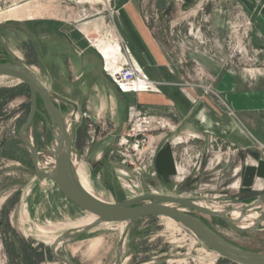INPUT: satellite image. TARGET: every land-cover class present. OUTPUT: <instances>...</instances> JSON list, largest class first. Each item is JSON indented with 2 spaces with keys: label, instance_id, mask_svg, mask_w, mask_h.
<instances>
[{
  "label": "rangeland",
  "instance_id": "obj_1",
  "mask_svg": "<svg viewBox=\"0 0 264 264\" xmlns=\"http://www.w3.org/2000/svg\"><path fill=\"white\" fill-rule=\"evenodd\" d=\"M104 3L108 7V2L104 0ZM263 7L264 0L252 15L237 0H195L188 8L184 6V0H178L165 6L163 13L160 6L153 8L150 22L153 26H162L167 47L173 50V54H181L183 60L184 48L173 44V40L177 43L184 39L191 43L187 56L196 55L199 52L197 46L203 47V53L225 69H264V43L260 46L256 40L260 27L257 17ZM104 9L109 10L100 3H80L79 0H0V31L3 42L50 88L56 86V80L41 67V63L47 64L41 52L44 47L42 37L46 32L43 27L47 28L49 23L70 27L81 17L93 16ZM13 10H22L26 15L23 19H7ZM198 11L199 15L188 17ZM156 14L160 18L157 23L154 21ZM172 26L174 36H171ZM117 44L100 42L98 49H115ZM3 59L8 58L0 48V61ZM175 69L182 85H190L205 99L190 104L185 95H181L179 108L176 104L169 115L153 114L143 109L152 118L165 119L166 124L152 131L151 143L141 157L133 158L135 164L131 161L124 164L122 153L128 146L122 143L131 127L130 108L137 105L130 102L126 124L118 130L99 125L92 120L90 113L79 108L75 141L76 155L79 156L76 158L75 155V160L81 167L84 183L99 198L111 203L160 194L249 204L243 200L256 199L264 193V189H243L241 183L246 162L257 150L253 149V137L230 112L228 101L215 94L213 86L207 92L198 86L203 68L183 61ZM206 76L205 84L212 85V79L208 74ZM185 93L192 97L190 92ZM119 101L121 106L125 105L120 94ZM58 106L70 122L74 108L63 103ZM30 109V91L13 79H0V264H63L51 258V245L46 243L43 228L58 227L49 235L57 239L70 230L68 225L76 223L87 213L67 200L51 181L35 177L31 154L20 138V130ZM40 109L43 111L42 104ZM93 134L95 141L91 143ZM29 135L39 151L41 163L53 166L54 158L50 153L53 138L42 117L35 119ZM107 136L112 142L101 157V163L87 160L97 144L109 140H105ZM131 144L136 145V142ZM168 144L174 153L176 173L162 177L156 170V160ZM263 211L264 203L258 209V212ZM200 218L233 244L264 253V223L254 233L240 234L220 220L208 216ZM123 231L121 223L103 225L69 245L67 252L74 264H115ZM31 248L37 250L32 257ZM58 254L63 255L61 250ZM122 264L230 263L199 245L189 232L171 220L158 217L142 219L130 228Z\"/></svg>",
  "mask_w": 264,
  "mask_h": 264
},
{
  "label": "crops",
  "instance_id": "obj_2",
  "mask_svg": "<svg viewBox=\"0 0 264 264\" xmlns=\"http://www.w3.org/2000/svg\"><path fill=\"white\" fill-rule=\"evenodd\" d=\"M105 1L108 2V7L104 0H79L80 3H100L109 10L104 9L103 12H98L93 16L81 17L70 27L61 24V29L75 31L76 35L74 34L73 39L66 35L68 33H56L59 25L49 23L47 28L43 27L46 32L42 37L44 47L41 52L47 64L41 63V67L56 80L54 82L56 86L50 88L46 86L64 98L73 99L71 101L79 108H83L85 112L90 113L92 120L99 125H109L118 130L126 124L127 109L131 101L153 114L169 115L175 110L176 104L179 108L181 95H185L190 104H195L200 98L205 99L190 85L184 87L180 74L175 69L183 61L186 63L190 61L203 68L201 83L198 86L205 92L213 86L215 94L228 101L230 112L239 118L240 123L244 124L250 136L253 137V149L257 150L253 152V158L251 157L246 162L241 183L243 189L262 191L264 189V155L257 151L264 153V69L244 71L225 69L221 64L207 57L201 46L200 48L197 46L196 50L199 52L196 55L187 56V51H191L188 48L191 43L184 39L177 43L172 41L179 48H184L182 53L184 60L181 59V54H173V50L169 49L165 43L162 26L151 24V15L154 14L150 12L153 8L160 6L163 13L166 11L165 6H170L178 0ZM237 1L253 15L263 0ZM195 14L199 15L200 11L190 13L188 17H193ZM155 16L154 21L157 23L160 18L158 14ZM257 18L260 27L257 29L256 40L261 46L264 43V7ZM171 29V36H174V26ZM100 42L113 45L118 43L122 53L117 63L118 71L129 62L148 74L154 82L160 84L159 92L122 94L111 77L118 71L108 69V62L98 49ZM206 74L212 79V85L205 84ZM62 90L65 92L63 93ZM185 91L190 92L192 97ZM119 94L122 95L125 105L121 106ZM186 110H189L188 107ZM239 130L241 131V128ZM107 138L108 141L97 144L91 150L87 160L97 164L101 163V157L112 142L110 136H107L105 140ZM156 170L162 177L175 175L174 153L169 144L165 145L159 153Z\"/></svg>",
  "mask_w": 264,
  "mask_h": 264
},
{
  "label": "water",
  "instance_id": "obj_3",
  "mask_svg": "<svg viewBox=\"0 0 264 264\" xmlns=\"http://www.w3.org/2000/svg\"><path fill=\"white\" fill-rule=\"evenodd\" d=\"M195 0H184V6L190 7ZM0 44L11 56L13 63H0V78H10L25 85L30 90L31 109L29 116L20 130L23 145L31 154L35 177L48 180L57 186L61 193L72 204L95 217V220L82 228L69 230L59 236L50 247L54 260L63 264H74L67 252V247L79 238L107 224H126L122 234L115 264H122L124 244L130 228L138 221L146 218H167L182 229L189 232L199 245L214 252L219 257L234 264H264V253L242 248L225 239L208 225L202 218L211 217L225 223L233 231L240 234L254 233L264 223V211L258 212L264 203V193L249 204L240 201L221 202L228 209L213 208L214 201L198 198L174 197L160 194L139 196L120 203L107 202L88 191L79 175V163L75 160L76 126L79 107L71 100L51 91L35 73L22 62L4 42L0 34ZM58 103L74 108L71 121L68 122ZM43 105V111L40 109ZM37 116L42 117L52 134L53 143L50 153L54 158L53 166L41 163L39 151L30 138V130ZM216 202V201H215ZM234 204H240L236 209ZM239 212L238 218L234 213ZM258 213L259 218L251 225L244 226L250 213ZM61 250L63 255H59Z\"/></svg>",
  "mask_w": 264,
  "mask_h": 264
},
{
  "label": "built area",
  "instance_id": "obj_4",
  "mask_svg": "<svg viewBox=\"0 0 264 264\" xmlns=\"http://www.w3.org/2000/svg\"><path fill=\"white\" fill-rule=\"evenodd\" d=\"M114 83L122 93H152L159 92L160 84L154 82L148 74L141 71L136 66L126 63L117 73L111 75ZM87 116V114H86ZM165 119L152 118L142 108L134 106L130 108V125L129 134L122 143L126 147L124 164L127 162L134 163V157H141L145 152V147L151 143V133L153 130L165 126ZM95 135L91 137V143H94ZM136 145H132V142ZM136 153L134 156L133 154ZM79 155H76V158ZM54 164V160L52 159ZM135 164V163H134Z\"/></svg>",
  "mask_w": 264,
  "mask_h": 264
},
{
  "label": "bare ground",
  "instance_id": "obj_5",
  "mask_svg": "<svg viewBox=\"0 0 264 264\" xmlns=\"http://www.w3.org/2000/svg\"><path fill=\"white\" fill-rule=\"evenodd\" d=\"M24 13L25 12L22 11V10H13V11L9 12V14L6 17H7V19H13V20L23 19L25 17V15H26ZM100 50H101L102 54L104 55V57L108 60V64H109L108 67H109V69L110 70L113 69L115 71H118V69H116V67H117L116 66V63L119 61L120 56L122 55L121 48H120L119 44H117V46L115 47V49H113L111 47H106V48H101ZM110 61L112 62V64H111ZM0 79H3V78H0ZM80 168H79V175H80V178L82 180L83 185L85 186V188L88 191H90L91 193L95 194V192L93 191V189L90 188L89 186H87L84 183V177L82 176V173H81V169ZM212 206H213V208H216V209H219V210H224L226 208V207H223V204L222 203H219L218 201H216V202L214 201V203H213ZM234 206H235L236 209L241 208V205L240 204H234ZM239 216H240V213L239 212H235L234 213V217L235 218H238ZM258 218H259V214L258 213H255V212L250 213V215L244 221V223L245 222H248V223L247 224H243V225L244 226H247V225H251L252 223L254 224V222ZM94 220H95V217L94 216H92L90 214H87L85 217H83L82 219H80L76 223L71 224V225H68V226H70V230L79 229V228H82V227H85V226L91 224ZM125 225L126 224H122V229L124 231H125V229H124L125 228ZM57 228L58 227L53 226V225H51V226H49L47 228H43V233H44L45 237H47L46 243L47 244H50L51 246L55 242L56 239H54L52 237H49V235L52 233L53 230H55Z\"/></svg>",
  "mask_w": 264,
  "mask_h": 264
},
{
  "label": "flooded vegetation",
  "instance_id": "obj_6",
  "mask_svg": "<svg viewBox=\"0 0 264 264\" xmlns=\"http://www.w3.org/2000/svg\"><path fill=\"white\" fill-rule=\"evenodd\" d=\"M56 33H58V34H60V33H68V34H66V35H68L69 37H71V39H73L74 34H75V31L72 30V29L67 30L66 28L61 29L60 27H58V28H56ZM0 34H1V31H0ZM75 35H76V34H75ZM1 36H2V34H1ZM2 39H3V38H2ZM0 48L3 49L5 55H6L7 58H8V59H3V60H1L0 63H13V60H12L11 56H10L9 53L6 51V49L3 48V47L1 46V44H0ZM24 86H25V85H24ZM25 87H26V86H25ZM26 88L29 90L28 87H26ZM29 91H30V90H29Z\"/></svg>",
  "mask_w": 264,
  "mask_h": 264
},
{
  "label": "trees",
  "instance_id": "obj_7",
  "mask_svg": "<svg viewBox=\"0 0 264 264\" xmlns=\"http://www.w3.org/2000/svg\"><path fill=\"white\" fill-rule=\"evenodd\" d=\"M38 117V116H37ZM255 198H253V197H251V198H249V199H246V200H243V201H245V202H252L253 200H254ZM30 253H31V257L33 256V255H35L36 253H37V250L36 249H32L31 248V250H30ZM50 255H51V253H50ZM51 258H52V256H51ZM223 261H225V262H228V263H230V264H234V263H232V262H230V261H228V260H226V259H223V258H221Z\"/></svg>",
  "mask_w": 264,
  "mask_h": 264
}]
</instances>
